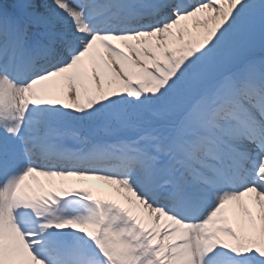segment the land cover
Returning a JSON list of instances; mask_svg holds the SVG:
<instances>
[{"label": "snow or ice", "instance_id": "obj_1", "mask_svg": "<svg viewBox=\"0 0 264 264\" xmlns=\"http://www.w3.org/2000/svg\"><path fill=\"white\" fill-rule=\"evenodd\" d=\"M0 264H264V0H0Z\"/></svg>", "mask_w": 264, "mask_h": 264}, {"label": "bare ground", "instance_id": "obj_2", "mask_svg": "<svg viewBox=\"0 0 264 264\" xmlns=\"http://www.w3.org/2000/svg\"><path fill=\"white\" fill-rule=\"evenodd\" d=\"M39 183L45 184L47 186H52L55 188H65V189L92 188L93 190H95L97 186L107 187L103 181L81 180V179L74 178V177H71V178L40 177Z\"/></svg>", "mask_w": 264, "mask_h": 264}]
</instances>
